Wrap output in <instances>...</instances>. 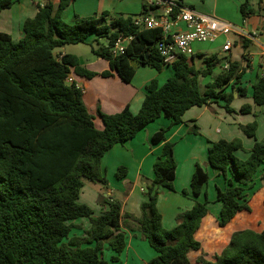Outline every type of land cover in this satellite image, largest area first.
<instances>
[{
    "label": "trees",
    "instance_id": "16d2710c",
    "mask_svg": "<svg viewBox=\"0 0 264 264\" xmlns=\"http://www.w3.org/2000/svg\"><path fill=\"white\" fill-rule=\"evenodd\" d=\"M74 0H40L33 18L26 19L18 40L0 32V264H107L102 259L105 244L114 252L117 262L126 247L122 227L127 220L153 249L156 256L148 264H191L188 254L201 248L195 238L201 221L208 215L205 186L208 173L195 164L190 191L193 204L176 216L177 224L163 226L157 203L159 190L173 191L176 161L173 143L167 141L169 128L182 123L192 107L209 106L224 101L227 113L233 110V89L245 69L230 63L211 83L199 89V77L212 73L217 60L207 58L196 68L194 57L180 56L171 65L173 74L163 84L151 80L136 114L124 107L116 114L98 112L102 127L97 129L94 118L86 109L83 90L65 79L73 73L87 79L115 76L125 84L131 82L134 60L143 67L160 72L162 63L153 45L160 38L159 30H139L132 16H118L103 24L106 14L99 17H75L73 23L63 21L62 12ZM240 6L243 18L252 14L249 3ZM14 0H0V11L9 9ZM145 10L143 7L142 13ZM94 34L106 40L105 46L91 52L108 61L109 70L101 73L79 66L71 54L58 58L55 51L67 45L85 44ZM131 37L124 52L113 57L110 48L119 37ZM245 47V46H244ZM235 79L231 91L225 87ZM240 89V88H239ZM253 106L264 107V77L251 86ZM239 97H245L241 88ZM239 113H252V105L244 104ZM159 118L170 122L150 139L151 145L162 144L153 162V178L145 188V199L139 215L122 213V204L103 199L107 209L94 215L91 208L78 203L83 180L107 185L101 168L103 156L115 145L132 140ZM257 123L240 126L247 137L255 136ZM197 134L196 128L191 129ZM247 154L240 159L235 152ZM207 161L220 172L224 187L215 186V201L220 204L217 225L224 227L238 212L249 211L248 199L256 191L254 178L264 164V140H255L245 150L240 139L218 140L207 148ZM127 174L120 166L117 179ZM264 180V178H261ZM264 204V201H263ZM87 219L89 228L84 237H70L73 221ZM196 264H264V229L236 231L213 260L199 258Z\"/></svg>",
    "mask_w": 264,
    "mask_h": 264
},
{
    "label": "crops",
    "instance_id": "0c3cea01",
    "mask_svg": "<svg viewBox=\"0 0 264 264\" xmlns=\"http://www.w3.org/2000/svg\"><path fill=\"white\" fill-rule=\"evenodd\" d=\"M52 1L57 2V0ZM179 1L182 5L198 13L229 22L247 33H256V36L250 39L237 35H229L228 39L231 42V47L228 52L222 50V46L226 40L224 37L218 38L212 44H196L194 46L193 62L196 58H200V67L204 66L207 58H216L217 63L211 74L216 73V76L219 75L225 63H238L239 72L242 69L245 70L233 89V100L229 104V107L233 110L232 113H227L222 108L224 105V101L222 100L211 102L209 106L192 107L183 115L182 123L169 128L166 133L167 141L174 145L173 154L176 161L175 178L173 181V191L167 189L159 190L157 208L161 214L163 226L165 225L164 220L170 222V219H172L174 223H169L168 226L173 227L177 224L176 216L190 209L193 204L190 194L182 197L180 193L182 190L189 193L190 179L195 164H199L208 173L209 181L213 179L215 184L214 190L215 186L221 189L224 187L220 172L211 168L207 161V148L211 142L218 140L229 141L238 138L241 140L243 148L249 150L255 140H264V107L253 106L251 100V86L259 77H264V0L250 1L249 9L252 11V14L246 18H243L240 11V6L244 0ZM36 3L37 0H14L13 5L9 9L0 11V32L9 34L15 41L18 40L22 35L24 21L33 18L38 11ZM144 6L145 10L143 13L146 11L150 12L146 6V0H74L62 12V18L66 23L71 24L74 22L76 16L99 17L101 14H106L107 16L102 23L108 24L113 18L118 16H132L133 18L139 16L142 14ZM100 40L102 38L91 34L85 44L91 45L96 42L98 47ZM55 53L74 55L78 59L79 66L91 72L99 74L109 70L108 61L96 57L93 53L90 58H84L83 55L75 51H69L68 46L57 49ZM131 66L134 69V76L128 84L122 83L115 76L114 72H111L112 76L107 78L96 76L90 79L71 73L74 82L83 90V103L88 112L93 116L94 125L97 129L102 127L98 112L111 115L120 112L124 107L128 106L130 111L136 114L146 94V85L153 79L157 80L159 85L165 82L164 80L161 83L156 75L151 72V70L155 69L143 67L136 61L135 64L131 62ZM165 67L169 69L168 79L172 76L173 71L170 66H163L162 69ZM211 74L208 76H211ZM216 76L207 81L206 84L213 82ZM235 81L233 79L225 87L226 92L231 91V86ZM239 88H246L245 97H239ZM244 104L252 105V113H239L240 107ZM160 119L163 118H159L149 124L132 140L123 145H115L103 156L101 168L105 176L107 171L110 170L114 172V177L119 182L116 185H112L107 180V185H101L99 192L103 195H99V203H101L102 207L100 208L95 203L96 192H92V199L90 200L83 197L81 194L82 189L79 194L78 203L85 204L93 210L94 215H99L107 209L106 201L103 200L104 198L116 200L122 204V213H128L136 217L139 215V205L145 199L142 179L145 178L147 181L144 183L145 187L152 180L153 162L156 156L160 154L162 147V144L151 145L150 139L161 128H167L170 125L168 120L164 119V122L158 121ZM252 122L257 123L254 138L245 136L240 129V126H246ZM192 128H196L197 134L191 131ZM235 155L240 159L247 157V154L239 151L235 152ZM120 165L127 167L128 171L123 178L117 179L115 170ZM208 169H211L212 175ZM261 178H264V164L259 168L254 178L256 191L248 202L251 212L252 203L260 205L264 201V180H261ZM119 194L122 195L123 201L116 198ZM244 212L248 211L238 212L224 227H219L215 222V216H210L208 213L201 221L200 227L195 233V238L200 242L201 248L198 251L189 252L188 259L190 263L196 264L199 258L213 260L214 256L218 255L226 247L230 236L236 231L249 229L254 232H261L264 229V225L260 228L257 226V220H255L254 225L251 227L243 228V221L236 219V217L242 216L240 214ZM127 222L130 227L121 228L125 232L126 247L120 254L118 261H111L114 252L107 244L103 247L102 259L107 264H148L156 256V253L148 246L136 228H134L133 221L127 220ZM73 225L74 228L71 230L69 238L84 237V232L89 228L88 220L84 218L78 219L73 221ZM206 249L207 251L210 249L216 250L212 253V259H208L205 256Z\"/></svg>",
    "mask_w": 264,
    "mask_h": 264
},
{
    "label": "built area",
    "instance_id": "2783aa9c",
    "mask_svg": "<svg viewBox=\"0 0 264 264\" xmlns=\"http://www.w3.org/2000/svg\"><path fill=\"white\" fill-rule=\"evenodd\" d=\"M38 2L40 0H37ZM145 13L133 18V25L139 30H159L160 38L153 45L165 66L171 65L180 56L190 57L194 54V44H211L218 38H226L222 50L228 52L231 42L229 35L253 39L256 33H247L237 26L201 14L182 5L179 0H146ZM131 37L119 36L110 48L113 57L122 54ZM60 58L63 54H58ZM229 63H225L222 72L227 71ZM67 84L74 80L71 74L65 79Z\"/></svg>",
    "mask_w": 264,
    "mask_h": 264
},
{
    "label": "rangeland",
    "instance_id": "374dc122",
    "mask_svg": "<svg viewBox=\"0 0 264 264\" xmlns=\"http://www.w3.org/2000/svg\"><path fill=\"white\" fill-rule=\"evenodd\" d=\"M63 19V18H62ZM64 21V19H63ZM65 22V21H64ZM209 44V43H207ZM212 44V43H211ZM99 46H104L106 45V41L104 39L100 40L99 43H98ZM196 44L193 45V49H194V46ZM68 46V50L69 51H75L77 52L78 54H81L84 56V58H90L92 56V52H91V48H97V44L96 42H94L93 44H77V45H67ZM133 64H135V60L132 62ZM201 65V60L200 58H196L195 61H194V66L196 68H199ZM146 68H149V67H146ZM147 70V69H145ZM148 70H151V69H148ZM151 72H153V74L156 75V77L158 78V80L161 81V83H163L162 81H166L167 77H168V74H169V69L168 68H163L162 71L158 72V71H155V70H151ZM216 76V73H213L211 74V76H207V77H199V89L201 92L204 91V86L206 85V82L211 80L212 78H214ZM205 84V85H204ZM258 110V108H257ZM158 121H163L164 122V119H160ZM121 166V165H120ZM120 166H117L120 167ZM124 167V166H123ZM116 168V170H117ZM126 170L128 169L127 167H125ZM115 170V171H116ZM128 171V170H127ZM209 173L212 175L211 173V169H208ZM106 179L109 181V183H111L112 185H116L117 182H119V180H116V178L114 177V172L112 171H107L106 173ZM147 182L145 178L142 179V186H143V189L145 190V186H144V183ZM214 181L213 179L211 181L208 182L206 188H205V192H206V195H207V198H208V205H207V208H208V213L210 216H215V222L217 223V212L219 211L220 209V204L218 202L215 201V190H214ZM222 187V186H220ZM101 188V185H95V184H92L90 183L89 181L87 180H83V187H82V191H81V194L83 195V197H86L87 199H92V192H96L97 193V196H96V205L99 206L100 208L102 207L101 203H99V195H103L102 193L99 192V189ZM254 194V193H253ZM253 194L251 195V197L248 199V202L249 200L252 198ZM180 195L183 197L184 195H182L180 193ZM180 197V196H179ZM117 199L123 201V198H122V195L119 194V196L116 197ZM185 200V199H183ZM247 202V204H248ZM251 207H252V212H251V209H249L250 211L248 212H244L240 215L242 216H237L236 219H239L241 221H243V224L242 227L245 228V227H251L252 225H254V222L255 220H257L256 222L257 223V226H259V228L261 226L264 225V206L263 204H255V203H252L251 204ZM167 218V217H166ZM169 223H174V221L172 219H170V222H167V220H164V226L168 229H171L173 226H168ZM205 249V248H204ZM217 249V248H216ZM216 250L213 251V249L211 250H208L206 249V254L205 256H207L208 259H212L213 258V255L212 253L215 252Z\"/></svg>",
    "mask_w": 264,
    "mask_h": 264
}]
</instances>
